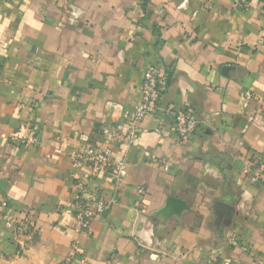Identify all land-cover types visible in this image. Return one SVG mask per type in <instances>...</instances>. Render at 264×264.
<instances>
[{
  "label": "crops",
  "instance_id": "0c3cea01",
  "mask_svg": "<svg viewBox=\"0 0 264 264\" xmlns=\"http://www.w3.org/2000/svg\"><path fill=\"white\" fill-rule=\"evenodd\" d=\"M249 1L0 0V201L27 228L0 217V264H264V186L241 170L264 161V0ZM152 63L170 73L159 106L192 109L196 132L177 143L158 112L104 140L130 128ZM84 142L111 151L89 181L72 166ZM74 173L89 204L114 201L89 235Z\"/></svg>",
  "mask_w": 264,
  "mask_h": 264
},
{
  "label": "built area",
  "instance_id": "2783aa9c",
  "mask_svg": "<svg viewBox=\"0 0 264 264\" xmlns=\"http://www.w3.org/2000/svg\"><path fill=\"white\" fill-rule=\"evenodd\" d=\"M234 6L240 10H247L250 7L249 0H234ZM255 50L264 48V9L262 10L261 33L259 38L253 45ZM169 71L159 64H148L144 70L142 82L140 84V96L134 107V114L131 118V126L126 133H121L114 128L103 127L100 135L104 140L122 143L124 140L134 138L139 128L137 125L148 117L160 112L162 119L171 118L172 122L169 127L170 132L175 137L177 143H183L192 136L199 125V121L190 108L176 110L172 105L160 107L159 103L162 96L166 93L169 85ZM243 96L247 100H251L255 95L249 91L243 92ZM261 100V99H258ZM111 151L107 147H101L92 142H84L78 145L72 154V166L74 171L84 169L86 181L95 179L101 173L108 170L110 165ZM165 169L167 165L164 164ZM242 172L248 176L251 184H261L264 186V161L253 157L244 163L241 168ZM126 175L125 167L120 165L114 174L116 183H120ZM73 185L76 194L73 199L74 216L77 220L79 231L90 234L91 223L102 213L109 210L113 199H106L99 193H94L90 200L86 199L85 194L88 186L77 173L72 174ZM139 193L143 191L139 190ZM6 203L0 201V217L3 219L9 229L14 232L21 233L27 229L25 225H17L7 219L5 215ZM234 245H239L233 242ZM240 246V245H239ZM242 250L247 251L245 247L240 246Z\"/></svg>",
  "mask_w": 264,
  "mask_h": 264
}]
</instances>
